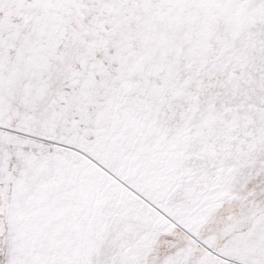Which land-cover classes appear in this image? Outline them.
<instances>
[{
  "label": "snow or ice",
  "instance_id": "snow-or-ice-1",
  "mask_svg": "<svg viewBox=\"0 0 264 264\" xmlns=\"http://www.w3.org/2000/svg\"><path fill=\"white\" fill-rule=\"evenodd\" d=\"M0 264H264V0H0Z\"/></svg>",
  "mask_w": 264,
  "mask_h": 264
}]
</instances>
